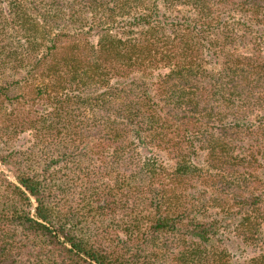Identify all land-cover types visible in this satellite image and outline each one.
I'll list each match as a JSON object with an SVG mask.
<instances>
[{
	"label": "trees",
	"instance_id": "1",
	"mask_svg": "<svg viewBox=\"0 0 264 264\" xmlns=\"http://www.w3.org/2000/svg\"><path fill=\"white\" fill-rule=\"evenodd\" d=\"M0 164V264H264V0H0Z\"/></svg>",
	"mask_w": 264,
	"mask_h": 264
},
{
	"label": "rangeland",
	"instance_id": "2",
	"mask_svg": "<svg viewBox=\"0 0 264 264\" xmlns=\"http://www.w3.org/2000/svg\"><path fill=\"white\" fill-rule=\"evenodd\" d=\"M0 170H2L6 175L8 176L10 175L9 172L1 164H0Z\"/></svg>",
	"mask_w": 264,
	"mask_h": 264
}]
</instances>
